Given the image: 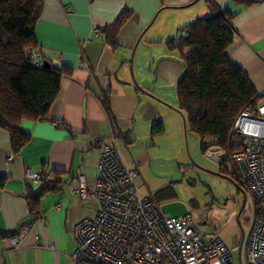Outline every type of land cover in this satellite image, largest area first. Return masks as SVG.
I'll use <instances>...</instances> for the list:
<instances>
[{
	"label": "crops",
	"instance_id": "obj_1",
	"mask_svg": "<svg viewBox=\"0 0 264 264\" xmlns=\"http://www.w3.org/2000/svg\"><path fill=\"white\" fill-rule=\"evenodd\" d=\"M126 9L132 15L112 44L105 28ZM217 11L229 14L236 30L231 59L263 93L264 0H43L36 50L45 63L71 70L62 76L50 118L21 123L29 141L18 153L10 133L0 129V174L6 177L0 187V264H74L75 227L98 206L75 190L81 173L89 184L94 182L100 153L112 142L123 162L138 168L140 191L151 194L165 214L190 213L201 233L217 232L215 215L222 208L202 216L193 212L197 198L179 197L176 180L166 176L161 184H152L155 173H163L154 167L161 169L158 150L168 131L189 135L185 115L177 108V84L185 66L167 42L179 37L182 27ZM48 165L51 179L28 176ZM47 182L58 188L44 192L35 213L29 196L39 194ZM215 199L209 194L204 201ZM209 223L214 230L206 228ZM19 233L21 245H16L13 236Z\"/></svg>",
	"mask_w": 264,
	"mask_h": 264
},
{
	"label": "trees",
	"instance_id": "obj_2",
	"mask_svg": "<svg viewBox=\"0 0 264 264\" xmlns=\"http://www.w3.org/2000/svg\"><path fill=\"white\" fill-rule=\"evenodd\" d=\"M42 7L43 0H0V129L10 133L15 153L29 141L21 123L50 118L62 76L71 70L47 63L35 66L29 60L28 51H37L36 24ZM131 15L132 11L126 9L105 28L110 43H116L121 25ZM235 32L231 16L217 11L182 27L180 36L167 42L169 49L180 53L185 66L177 84V108L185 115L187 130L201 138L205 153L242 150L241 138L232 132L233 126L244 110L263 100L245 71L229 55ZM221 170L242 189L230 168L221 164ZM5 181L6 177L0 174V187ZM57 184L47 182L39 194L29 196L33 212L39 211L44 192L57 190ZM256 213L264 215L263 208L257 206Z\"/></svg>",
	"mask_w": 264,
	"mask_h": 264
},
{
	"label": "built area",
	"instance_id": "obj_3",
	"mask_svg": "<svg viewBox=\"0 0 264 264\" xmlns=\"http://www.w3.org/2000/svg\"><path fill=\"white\" fill-rule=\"evenodd\" d=\"M28 57L35 66L45 64L37 51L29 50ZM261 97L259 105L244 110L233 126L243 149L208 151L234 172L253 204L250 230L238 244L240 264H264V215L256 213L257 206L264 210V91ZM52 174L50 165L39 173L28 172L35 181H47ZM138 177V168L123 162L115 142L100 153L92 184L80 174L75 191L98 206L75 227L74 264H236L232 248L219 232L201 233L190 213L165 214L151 194L140 191ZM13 242L21 245L20 233Z\"/></svg>",
	"mask_w": 264,
	"mask_h": 264
},
{
	"label": "rangeland",
	"instance_id": "obj_4",
	"mask_svg": "<svg viewBox=\"0 0 264 264\" xmlns=\"http://www.w3.org/2000/svg\"><path fill=\"white\" fill-rule=\"evenodd\" d=\"M159 149L160 160L157 164L161 165V169L154 168L163 173H155L152 184H161L166 176L170 180H176L173 184L179 197L197 198L198 201H192L196 208L193 212H199L202 216H205V212L210 211L212 214L211 210L222 208V212L215 215L218 220L215 224L218 225L217 232L223 231V238L231 246L236 264H240L238 244L248 234L253 220L251 198L245 196L244 191L229 175L221 172V164L217 160L209 156L208 152L202 151L201 138L197 134L189 132L185 136L184 132L181 136L169 130ZM191 178L196 181L195 184L190 182ZM209 194H214L216 201H204ZM210 223L206 226L207 229L214 228ZM204 226L198 227L206 230Z\"/></svg>",
	"mask_w": 264,
	"mask_h": 264
},
{
	"label": "water",
	"instance_id": "obj_5",
	"mask_svg": "<svg viewBox=\"0 0 264 264\" xmlns=\"http://www.w3.org/2000/svg\"><path fill=\"white\" fill-rule=\"evenodd\" d=\"M240 254H241V247H239V256H240Z\"/></svg>",
	"mask_w": 264,
	"mask_h": 264
}]
</instances>
